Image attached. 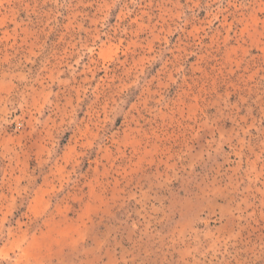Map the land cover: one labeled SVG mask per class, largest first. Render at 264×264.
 Segmentation results:
<instances>
[{
  "label": "clouds",
  "instance_id": "9594fccd",
  "mask_svg": "<svg viewBox=\"0 0 264 264\" xmlns=\"http://www.w3.org/2000/svg\"><path fill=\"white\" fill-rule=\"evenodd\" d=\"M0 264H264V0H0Z\"/></svg>",
  "mask_w": 264,
  "mask_h": 264
}]
</instances>
